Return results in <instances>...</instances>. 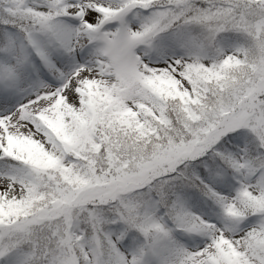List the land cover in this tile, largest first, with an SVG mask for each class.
Wrapping results in <instances>:
<instances>
[{
  "label": "snow or ice",
  "instance_id": "1",
  "mask_svg": "<svg viewBox=\"0 0 264 264\" xmlns=\"http://www.w3.org/2000/svg\"><path fill=\"white\" fill-rule=\"evenodd\" d=\"M0 264H264V0H0Z\"/></svg>",
  "mask_w": 264,
  "mask_h": 264
}]
</instances>
